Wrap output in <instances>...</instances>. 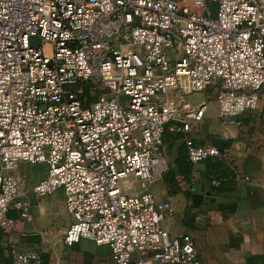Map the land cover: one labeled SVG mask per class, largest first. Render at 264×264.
<instances>
[{
	"label": "built area",
	"instance_id": "1",
	"mask_svg": "<svg viewBox=\"0 0 264 264\" xmlns=\"http://www.w3.org/2000/svg\"><path fill=\"white\" fill-rule=\"evenodd\" d=\"M208 90L244 135L264 91V0H0V229L32 220L19 164H45L32 196L64 192L66 244L108 246L117 264H194L156 186L167 129L189 133L208 110L184 97ZM185 144L191 163L214 158L238 185H260L229 148ZM10 252L42 262L19 243Z\"/></svg>",
	"mask_w": 264,
	"mask_h": 264
},
{
	"label": "crops",
	"instance_id": "2",
	"mask_svg": "<svg viewBox=\"0 0 264 264\" xmlns=\"http://www.w3.org/2000/svg\"><path fill=\"white\" fill-rule=\"evenodd\" d=\"M205 93L210 95L201 99L209 103L203 121L194 124L189 133L168 128L165 134L168 172L173 171L177 181L174 188L164 179L156 186L160 198L171 200L175 207V213L165 220V228L173 236L192 235L198 252L194 264H264V91L258 108L242 118L244 135L232 119L219 116L216 91ZM187 137L199 144L213 145L214 138L231 141L226 147L238 167L260 185H238L234 174L214 158L191 163L185 144ZM183 156L192 167L188 177L177 170ZM214 179L218 183L221 179L220 191L215 192L218 186L213 184ZM33 187L27 193L32 202V220L18 222L13 229H0V264H12V243L40 251L41 264H117L108 246L88 239L66 244L63 233L71 219L66 212L64 192L58 190L35 200ZM195 192L203 196L198 205L192 198Z\"/></svg>",
	"mask_w": 264,
	"mask_h": 264
},
{
	"label": "rangeland",
	"instance_id": "3",
	"mask_svg": "<svg viewBox=\"0 0 264 264\" xmlns=\"http://www.w3.org/2000/svg\"><path fill=\"white\" fill-rule=\"evenodd\" d=\"M204 95H207V97H209L210 94L205 92L194 93L185 96L184 100L188 101L191 105H198ZM45 171V164H31L27 162H21L15 173L22 180V190L28 193V190L31 191V188L45 176Z\"/></svg>",
	"mask_w": 264,
	"mask_h": 264
},
{
	"label": "trees",
	"instance_id": "4",
	"mask_svg": "<svg viewBox=\"0 0 264 264\" xmlns=\"http://www.w3.org/2000/svg\"><path fill=\"white\" fill-rule=\"evenodd\" d=\"M220 163H222L226 167V165L223 162L220 161ZM177 170L180 174L184 175L185 177H188L191 174V170H192L191 164L189 163V161L186 160L184 156L178 161ZM163 179L165 183H167L171 188H174L177 186V181L175 180V175L173 171H170L167 174H165ZM220 182H222L221 179H220ZM220 182L217 185L218 187L215 188L216 189L215 192L220 191L223 188L222 183L220 184Z\"/></svg>",
	"mask_w": 264,
	"mask_h": 264
},
{
	"label": "water",
	"instance_id": "5",
	"mask_svg": "<svg viewBox=\"0 0 264 264\" xmlns=\"http://www.w3.org/2000/svg\"><path fill=\"white\" fill-rule=\"evenodd\" d=\"M31 43L33 45L39 43L38 38L37 37H32L31 38ZM212 144H213V146L217 147L219 150H222L226 146H230L232 144V142L228 141V140H223V139H220V138H214V139H212ZM196 192L193 194L192 198H193L194 203L196 205H198L199 201L202 200L203 196L198 194V193H196Z\"/></svg>",
	"mask_w": 264,
	"mask_h": 264
}]
</instances>
